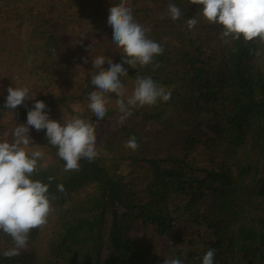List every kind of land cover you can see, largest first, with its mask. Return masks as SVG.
Wrapping results in <instances>:
<instances>
[{
    "label": "trees",
    "instance_id": "trees-1",
    "mask_svg": "<svg viewBox=\"0 0 264 264\" xmlns=\"http://www.w3.org/2000/svg\"><path fill=\"white\" fill-rule=\"evenodd\" d=\"M67 1L69 9L76 10L69 17L79 21L85 10L97 6L86 13L88 26L81 32L85 37L101 31L112 37L108 9L119 0L61 2ZM127 3L134 19L150 29L148 38L160 43L164 52L154 59L158 67H124L134 78L150 76L171 91V98L134 109L122 125L116 123V108H109L102 125L107 148L91 162L81 159L78 172L64 171L65 162L45 137L46 130L30 128L49 156L38 161L47 167L32 178L47 183L48 176L54 177L49 189L56 196L54 211L46 226L30 232L28 247L19 256L2 255L12 240L0 232V264H163L168 257L202 264L208 249L215 250L214 264H264V55L254 54L264 46L243 38L225 43L221 26L203 20L188 29L186 21L202 6L187 0ZM169 3L181 9L176 21L160 19ZM37 23L43 26L40 19ZM43 32H36L39 42L28 44L20 54L35 58L27 72L41 78L40 70L47 72L53 65L50 82L56 76L66 79L74 68L72 59L56 38ZM210 32L219 50L215 58L204 47ZM119 52L108 57L119 63ZM103 67H109L107 62ZM90 73L75 82L77 93L58 95L43 91L37 78L34 99L26 101L27 107L18 106L13 115L4 108L6 98H0V135L16 123H26L35 99L45 102L51 119L63 123L77 115L71 103L81 102L95 87ZM178 105H198L207 115L188 140L172 150L159 141L168 144L174 131L181 134L182 127L170 115ZM8 114L10 125L2 123ZM82 117L96 120L86 113ZM209 123L213 135L194 134ZM130 136L136 137V151L125 147ZM57 184L65 191H57Z\"/></svg>",
    "mask_w": 264,
    "mask_h": 264
},
{
    "label": "clouds",
    "instance_id": "clouds-1",
    "mask_svg": "<svg viewBox=\"0 0 264 264\" xmlns=\"http://www.w3.org/2000/svg\"><path fill=\"white\" fill-rule=\"evenodd\" d=\"M188 3L200 5L198 12L186 21L188 29H193L201 20L221 26L220 38L228 43L230 40L243 38L245 43L255 42L264 46V0H187ZM107 24L112 28V42L120 49L121 61L113 62L111 57L98 55L92 58L91 85L95 90L89 92L87 109L96 117L95 123L82 117L83 108L77 110L63 123L49 117L45 111L48 107L43 100H34V105L27 111L26 123L15 125L11 130L12 139H0V232L11 237L12 247L3 251L7 258L16 257L28 247L29 235L33 229H42L47 225L53 213V201L56 196L50 193L53 176L47 177V183L33 179L38 175L41 165L38 161L44 152L35 150L29 153L28 146L32 137L30 128L37 132L45 131L48 142L57 149V155L64 163L65 172H78L80 160L93 161L99 155L97 151L96 128L99 121L108 115V105L112 103L107 94H115V108L119 113L117 125H122L133 110L144 106H155L159 101L167 102L171 91L159 86L150 76L137 75L134 87L129 94L121 77L128 76L124 65L138 69L149 65L154 68L156 56L164 52L163 46L148 38L149 28L138 23L127 0H119L108 9ZM182 15L181 9L169 3L160 19L165 17L176 21ZM167 39V38H165ZM90 46L88 47L89 51ZM256 56L264 55V47L254 50ZM53 55H56L53 50ZM88 63L87 58H82ZM107 62L109 67L104 69ZM88 87L89 85H85ZM36 93L30 94L28 87L7 88L4 108L11 111L26 101L34 99ZM125 147L136 151L139 147L136 137L130 136ZM57 191L64 192V185L57 184ZM215 250L208 249L202 264H214ZM163 264H182L181 259L168 257Z\"/></svg>",
    "mask_w": 264,
    "mask_h": 264
},
{
    "label": "rangeland",
    "instance_id": "rangeland-1",
    "mask_svg": "<svg viewBox=\"0 0 264 264\" xmlns=\"http://www.w3.org/2000/svg\"><path fill=\"white\" fill-rule=\"evenodd\" d=\"M60 3L57 0H0V98H6L7 88L13 87H28L30 94L35 93L33 90L34 82L37 83V74H29L27 70L32 68V64L35 58L24 59L21 57V52L27 48V45L39 42L36 38V32L43 31L44 35L56 38L62 46L65 47V52L71 57L73 62V70L69 71L65 76L66 79L58 78L56 76L52 82L53 77L51 69L47 72L40 70L42 77L38 78L43 91L52 90L54 94L58 95L60 92L77 93L75 82L78 79L87 76L92 70V58L98 55L110 56L112 52L117 50L116 44L112 42V37L107 31L93 32L91 36L85 37L82 30H86V13L89 15L96 10L97 6H91L85 10L86 13L82 15L81 20L71 18L69 15L76 12L74 8L71 10V3ZM31 6L30 9L28 7ZM74 7V6H73ZM67 10V14L62 16L59 14ZM109 14V12H108ZM40 19L43 26L37 21ZM39 24V25H38ZM89 51L87 50L88 47ZM205 52L215 58L219 54L218 46L213 39V36L208 33L204 38ZM82 58H87L88 63H84ZM21 60L26 63L20 64ZM52 61V60H50ZM49 66V64H48ZM40 77V76H39ZM122 83L130 94L133 87L135 78L131 75L121 77ZM95 90V87L92 88ZM91 90V91H92ZM111 97L112 103L108 105L109 108L115 107V94H107ZM87 98L81 102H73L71 106L74 110L83 108V113L89 116H94L87 109ZM184 105V104H183ZM198 105H193V108L184 107L178 105L174 111L170 113L172 119L177 121L182 127V132L179 135L174 131V140L171 143H164L159 141L160 144L166 148L177 150V145H182L188 140V136L195 130L194 126L200 120H202L205 112L197 110ZM18 109V107L16 108ZM15 109V110H16ZM13 121L12 115L8 114L2 118L3 124H11ZM106 120H100L99 125L96 128L97 134V151L103 153L106 150L105 141L103 139L102 125ZM95 123V122H94ZM204 128V129H203ZM214 126L209 123L208 126L202 125V130H196L194 134H202L206 132L209 135L214 134ZM11 129L7 131L5 135H0V139L7 138L9 141L12 139ZM29 135L32 137L31 143L33 145L28 146L27 151L31 153L35 150H41L44 152V157H47L44 146L36 136L35 131L32 129L29 131ZM162 145V146H163ZM49 157V156H48ZM40 163H43L40 162ZM55 164V163H54ZM54 166V165H53ZM55 167V166H54ZM121 169V167H120ZM125 170V169H124Z\"/></svg>",
    "mask_w": 264,
    "mask_h": 264
}]
</instances>
